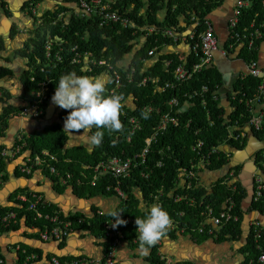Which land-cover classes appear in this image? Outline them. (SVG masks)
Listing matches in <instances>:
<instances>
[{
    "label": "trees",
    "instance_id": "trees-1",
    "mask_svg": "<svg viewBox=\"0 0 264 264\" xmlns=\"http://www.w3.org/2000/svg\"><path fill=\"white\" fill-rule=\"evenodd\" d=\"M79 1L66 0L65 2L72 6ZM249 1L252 3L251 6L241 11L239 25L241 32L250 29L254 22L257 26L264 24V0ZM104 2L110 4L113 12H118L121 18L133 23L134 26L126 27L122 22H110L103 25L102 17L99 14L77 15L75 10L70 7L60 6L42 17L43 21L35 30L34 38L29 40L26 49H24L31 51L33 58H31V68L24 74L23 81L26 87L25 95L30 103L37 100V93L41 90L45 92L48 101L52 100L59 77L72 71H75L77 75L106 76L108 80L106 81L105 95H110L112 89L116 90L115 79L112 77L113 71L106 64L111 65L122 76V86L116 90V94H122L125 100L119 116L122 122L121 129L102 128L98 130L94 127L93 133L102 131L103 135L92 152H89L84 146L67 149L68 132L60 123L48 126L43 131L30 136H24L23 140L17 143V146L21 147V151L14 159L25 153H30L24 161L27 162V159H30L28 165L34 164V168L31 174H23L21 169L16 173L18 176L25 175L30 178L35 170L40 169L56 185H61L58 187V191H62L68 186L74 189L79 197L86 199L112 196L114 192L107 190L108 186L114 184L111 178L102 177L96 187L90 185L94 177L93 168L98 163L111 158L125 160L141 153L146 140L152 137L163 116L169 113L179 118L180 125L178 127L169 125L166 131L157 137L151 147L149 167H139L132 172L131 177L123 181L127 201H122V211L114 214H121L120 219L126 221V223L120 224V229L124 233L128 231L135 237L139 236L138 226L135 223L136 217H144L147 214L141 212L140 201L137 198L139 192L143 193L148 204H155L156 200L150 199V196L163 189L164 194L160 199L161 206L169 213L171 219L175 218L188 229L197 227L203 221L201 213L207 205H212L220 210L222 203L231 198L237 203L236 213L240 216V222L229 225L219 235V238L213 240L218 243L241 242L247 236L242 248L245 255L243 264H248L250 259L254 260V264H262L259 263V258L264 256V234L261 248H259L254 244L253 235H247L243 228L245 211L242 208V203L247 197V190L240 181L233 184L229 181V176H225L215 181L211 185V189H207L203 185H194L192 189L187 190V186L179 185L177 180L179 168H189L191 163L197 164L200 161L199 156L193 150L199 141L204 143L203 151L205 153L223 145L239 150L245 148L248 135L243 140L235 141L230 138L231 130L234 131V134H239L240 131H246L249 128L252 116L249 102L255 98L261 79L246 76L236 82L233 94L230 96L233 111L228 115L218 98V91L223 85L219 72L210 67L194 76L192 80L179 84L173 89L160 92L157 91V86H164L165 83L175 81V71L183 63L184 57L175 53L154 58L149 55L153 50L160 52L164 47L175 44L174 38L165 36V32L173 30L177 34L182 33L185 30L180 26L182 18L190 19L191 22H200L197 32H201L208 15L218 9L224 0H104ZM162 13H164V17L161 19ZM62 14L64 15L62 16ZM150 29H154V31L149 32ZM49 36L53 39V49L48 56L46 44ZM262 41L264 38L257 42L255 49L251 52L247 48L241 50L246 61L258 60ZM136 47H138L137 50ZM2 50L0 47V52ZM77 54L81 55L80 62H75L78 58ZM86 54H91L90 61H94L95 64L87 62ZM128 56H131V65L130 69L126 70L125 67H121V63H124ZM58 57H61V60ZM152 60L155 62L147 68L145 63ZM189 60H194V58L190 56ZM100 62L106 64L100 65ZM167 63L170 64L167 66ZM82 68L85 69L83 72ZM131 72L134 73L131 77L132 81H129L128 75ZM3 74L10 73L3 71ZM145 79L150 80L144 85ZM155 79L158 80V84H153L152 80ZM203 86L210 89V93L205 98L206 107L203 105V97L199 95L191 101L185 97L187 94L201 91ZM174 98L180 102L177 107L171 106ZM130 100L133 101L136 109L128 105ZM46 104L42 105L43 109ZM185 105H188L189 108L183 110ZM145 106L153 107L154 111L141 120V130L132 133L130 119L139 116ZM69 111L62 109L61 119L63 121ZM9 115L10 112H7L6 115L0 117V138L5 136L9 125ZM190 120L191 123H189ZM237 129L239 130L237 131ZM250 130V135L264 140V130ZM79 131H83V129ZM79 131H74V133ZM95 138L97 139V137ZM263 153L264 151L257 155V163L262 161ZM36 157L43 160L42 165H35ZM4 160H0V189L9 180L5 172L6 163ZM159 160H163L165 164L163 167L157 168L155 164ZM230 164L231 158L226 153L220 152L218 155L211 156L209 168L211 171L218 172ZM241 168V166H235L230 171H234L238 177ZM52 169H54V173ZM141 172L152 174L147 179L141 176ZM68 175H72L71 179H68V185L62 186V178L66 180ZM79 179L84 183L83 185L78 184ZM234 186L237 187L236 191L233 190ZM172 193L186 197V199L181 203H175L170 196ZM21 194L30 196L31 192L25 189L16 191L12 196V202L16 205L0 209V215L15 212L18 216L16 224L12 223L7 227L0 226V235L19 230L21 220L26 219L28 228L38 232L34 237L40 238L41 232L46 226L51 228L54 225L50 226L49 221L37 219L35 213L29 211L28 203L18 200V196ZM38 209L45 214H58L64 221L73 219L71 216L66 218L53 205L42 203ZM249 211L264 215V193L259 201L253 202ZM97 212L92 221L93 230L104 236L102 222L109 216H98ZM181 212L184 216H179ZM164 234L174 235L175 232L167 231ZM195 238L209 239L210 237L197 236ZM151 248L153 259H156L158 248L155 244L151 245ZM23 250H26L27 254L20 252L18 264H24L27 255L30 254H37L39 257L37 262L42 261L39 250L27 246H24ZM0 259H3L1 252Z\"/></svg>",
    "mask_w": 264,
    "mask_h": 264
},
{
    "label": "crops",
    "instance_id": "crops-1",
    "mask_svg": "<svg viewBox=\"0 0 264 264\" xmlns=\"http://www.w3.org/2000/svg\"><path fill=\"white\" fill-rule=\"evenodd\" d=\"M65 1L0 0V47L3 49L0 52V117L10 112L5 136L0 138V150L12 151L24 136L41 132L53 124L60 123L64 127L65 121L61 119L63 108L54 104L52 100L46 102L41 117H35L32 112L24 114L22 111L30 103L25 95L26 87L23 77L30 70L31 58H33L31 51L24 49H26L29 40L34 38L35 30L42 23V17L46 13L52 12L60 6L75 10V5L71 6ZM238 1L224 0L223 4L207 17L214 27L219 41V49L214 53L211 67L221 75L223 85L218 91V98L228 115L233 111L230 96L233 94L234 85L248 73V61L243 58L240 49H229L230 24L238 8ZM160 17L162 19L164 13ZM194 22L187 18L181 19L180 26L185 29L182 35L197 29ZM224 51L228 52L227 56L224 55ZM190 52L189 43L181 40L175 42L174 45L164 47L158 56L175 53L187 59ZM258 62L264 70V41L259 47ZM147 66L151 67L152 63H148ZM3 71H8L10 74H3ZM128 105L132 106L133 103L129 101ZM256 108L258 112L264 113V96L263 101H260ZM245 132L248 138L244 149L225 147L224 150L231 156L230 167L231 165L242 167L238 181L247 190V197L242 203V208L245 211L243 222L246 217H250L251 224L259 217L264 228V215L257 216L255 212L249 211L252 203H249L250 195L248 193V190L252 188L254 191L253 176L255 173L260 174L264 179V171L259 169L261 163H257V155L264 151V140H255L254 136L250 135L249 128ZM68 136L67 149L84 146L89 152H92L98 145L95 142L96 138L91 133L84 134L83 131H79L73 132L72 136L68 133ZM29 155L30 153H25L17 159H14L17 155L13 159L5 158V172L9 180L0 189V209L16 205L12 202L13 194L20 189H25L41 194L46 204L56 206L66 218L70 216L72 218L91 217L96 211L108 214L122 211V201L116 195L86 199L79 197L76 191L68 186L66 189L58 191V187L61 185H56L40 169L35 170L30 178L25 175L18 176L16 172L26 164L24 159ZM229 166L218 172L204 170L202 180L205 186H211L226 175L230 171L227 170ZM137 198L140 201L141 212L147 213L153 204H148L141 192L137 194ZM35 234L38 232L30 230L26 225V219H22L19 230L0 235V252L3 255L4 264H18L20 252L26 251L23 250L24 246L39 250L43 263H47V260L52 258L68 260L75 257H85L103 262L108 251L106 240L98 232H95L93 225L90 224L79 226L63 241L54 238L45 240L42 235L37 238L34 237ZM155 245L158 248V254L157 258L153 259L151 245H144L139 236L135 237L127 231L116 249L115 264H164L160 258L162 256L168 261L182 262L183 264H243L245 261L242 251L244 241L218 243L210 238L193 239L188 233H181L177 230L174 235L164 234ZM235 251L241 253L242 259L236 258Z\"/></svg>",
    "mask_w": 264,
    "mask_h": 264
},
{
    "label": "built area",
    "instance_id": "built-area-1",
    "mask_svg": "<svg viewBox=\"0 0 264 264\" xmlns=\"http://www.w3.org/2000/svg\"><path fill=\"white\" fill-rule=\"evenodd\" d=\"M251 1L249 0H239L238 8L234 14V17L231 20L230 29H231V38L229 42V49H243L247 48L249 52L253 51L256 47L258 41H261L264 38V24L256 25L255 22L251 24L250 29H245L243 32L240 31V15L243 9H246L251 6ZM264 5V4H263ZM35 10V9H34ZM75 13L77 15H91V14H99L102 17V24H108L110 22H122L124 26L133 27L134 24L130 23L128 20H125L120 17L118 12H113L110 4L105 3L104 0H80L75 5ZM64 14H62L63 16ZM194 19V18H193ZM195 20V19H194ZM196 28L199 26L200 22H196ZM143 31L145 29H142ZM154 29H150L149 32H153ZM165 36H169L174 38V41L179 42L181 40L189 43L190 46V56L194 58V60H189V58L184 59L183 63L180 64L174 74L175 81L165 83L164 86H157V91L165 92L167 89H173L179 84L186 83L194 78L199 73L209 69L213 63V57L215 51L219 48V41L215 34L214 27L211 22L206 19L205 25L201 32H197V29H193L189 31L187 34L182 35V33H175L173 30H168L165 32ZM145 41V39H144ZM53 49V39L49 36L46 51L48 52V56L51 54ZM159 52L153 50L149 53L153 58L158 56ZM228 52L224 51V55L227 56ZM87 62L95 64L94 61H90L91 54H86ZM77 60L75 62H80L81 55L77 54ZM61 60V57H58ZM105 62H100V65H105ZM170 63H167V66ZM110 70L113 71L112 77L115 79L116 90L122 86V76L121 74L113 68V66L106 64ZM248 65V73L246 76L257 77L261 79V83L257 89L255 98H253L249 103L251 105V119L249 123V128L254 129L255 131H263L264 130V113L258 112L256 105H258L261 99L264 96V70L260 67V64L257 60H249L247 62ZM126 70L130 69V65H126ZM133 71H135L133 69ZM134 72L128 75L129 81H132L131 77ZM245 76V77H246ZM106 77V76H103ZM243 77V78H245ZM150 79H145L143 84H147ZM153 84H158V80H152ZM116 90L112 89L110 91V95L116 94ZM210 93V89L207 86H203L201 91L193 92L192 94H187L185 97L188 98V101H191L196 96L203 97V105L206 107L207 95ZM216 95V94H215ZM217 96H215L216 98ZM217 99V98H216ZM125 101V100H124ZM131 101V100H130ZM48 102L47 96L43 90L37 93V100L34 103H29L22 111V113L27 114L32 112V115L35 117H41L44 113V109L42 105ZM133 103V101H131ZM179 100L174 98L171 102L172 107H177L179 105ZM131 108L136 109L135 104L133 103ZM189 106L185 105L183 110L188 109ZM154 111V108L151 106L143 107L141 114L139 116L131 117L130 124L132 126V133L141 130V120H143L147 115L151 114ZM191 123V120L190 122ZM169 125H174L178 127L180 125V120L178 117L172 116L171 114H165L162 118L159 126L156 127L154 134L152 137L148 138L145 142V147L141 153L131 157L129 159L122 158H111L107 161H102L98 163L94 171V177L91 181V186L96 187L98 181L103 177H109L113 180L114 184L107 187L108 191L114 192L121 201H127V195L123 189V181L126 178L132 176V172L139 167L147 166L149 167L150 155H151V147L155 143L157 137L166 131ZM239 129H237L238 131ZM247 137L245 131H240L239 134H234V131L231 130L230 138L235 141L243 140ZM204 143L199 141L195 147H193L194 152L199 156L200 161L197 164L191 163V166L181 167L177 172V180L178 184H184L187 186V190H190L194 187V185L205 186L202 180V173L205 171H211L209 166L211 165V156L218 155L220 152H225V147H229L228 145H223L220 147L213 148L209 152L205 153ZM21 151V147L17 146L12 151L0 150V160L5 158H14ZM229 158H231L230 154L226 153ZM30 159H27L25 165L21 167L23 173L31 174L32 169L34 168V164L32 166L28 165ZM260 170L264 171V153L262 155V161L260 162ZM43 160L40 157H36L35 165H42ZM165 162L163 160H159L156 162L155 167L160 168L163 167ZM231 170V169H230ZM54 173V169H52ZM152 173L146 174L145 172H141V176L149 179V175ZM229 176V181L231 183H237L238 177L236 176L234 171H229L226 175ZM72 175H68L67 179H63L61 183L63 185H68V179H71ZM254 179V191H253V202H257L261 199L264 193V179L260 174L255 173L253 176ZM78 184L83 185L84 183L79 179ZM207 189H211L212 186H205ZM233 190L236 191L237 187L234 186ZM164 194V190L160 189L156 193H153L150 196V199L154 198L157 203L161 205L160 199ZM175 203H181L186 199L181 195H175L172 193L170 195ZM18 200L23 203H28L29 211L35 213L37 219H43L49 221L50 226L54 225V227L46 226L44 231L41 232L43 239L47 240L49 238H54L57 240H65L69 237L76 229V227H81L86 224L92 225V221L96 214L91 215V217H75L72 220H62L58 214L49 215L45 214L42 211H39V206L43 203L44 197L36 192H31V195L21 194L18 196ZM194 202V200H193ZM237 203L235 200L228 198L225 202L222 203L221 209L217 210L212 205H207L203 212L201 213L203 217V221L197 226L193 228H186L181 225L179 221L175 218L171 219V224L168 226L166 231H174L177 230L181 233H188L190 237L195 239L197 236H208L210 239H217L219 235L227 229L229 225L240 222V216L236 213ZM98 216H109L102 222L103 228V237L108 244V251L105 256L104 261L101 260H92L87 259L85 257H75L68 260H61L59 258H52L51 260H47V263L37 262L39 257L36 254L27 255L26 262L24 264H115V255L116 249L118 245L121 243L124 232L120 229V224H117L120 219V215L108 214L102 211L97 212ZM179 216H184L181 212ZM18 220L17 213L9 212L8 214L0 215V226H9L12 223L16 224ZM253 235L254 244L257 247L261 248V240L264 234V228L262 223L259 220V217L253 220L249 227L248 235ZM24 254H27V251H24ZM164 264H183L182 262H172L168 261L164 256L160 257ZM259 263L264 264V256L259 258ZM0 264H4V260L0 259ZM248 264H254V260L250 259Z\"/></svg>",
    "mask_w": 264,
    "mask_h": 264
},
{
    "label": "clouds",
    "instance_id": "clouds-1",
    "mask_svg": "<svg viewBox=\"0 0 264 264\" xmlns=\"http://www.w3.org/2000/svg\"><path fill=\"white\" fill-rule=\"evenodd\" d=\"M127 65H131V62ZM121 67H126L125 62L121 63ZM84 70V68L81 69L82 72ZM104 78L77 75L75 71L59 77L51 99L59 107L70 110L64 123V130H67L70 136L74 131L83 129L84 134L91 133L97 137L95 142L99 143L103 133L102 131L93 133L94 127L98 130L102 128L121 129L122 122L119 116L124 97L122 94L105 95L106 81ZM118 221L117 224L126 223L122 219ZM135 223L138 226L140 241L150 246L164 235L171 224V218L161 205L153 204L146 216L136 217Z\"/></svg>",
    "mask_w": 264,
    "mask_h": 264
},
{
    "label": "water",
    "instance_id": "water-1",
    "mask_svg": "<svg viewBox=\"0 0 264 264\" xmlns=\"http://www.w3.org/2000/svg\"><path fill=\"white\" fill-rule=\"evenodd\" d=\"M254 139L256 140V139H258L256 136H254ZM259 140V139H258ZM242 153H244V151H241ZM232 167H235L234 165L232 166L231 165V167L229 166L228 168H227V170H230ZM248 193H249V195H250V198H249V203H253V188L252 189H250V190H248ZM257 216H260V213H258V212H256L255 213ZM244 224H243V228H244V230L247 232V235H248V233H249V225H250V217H246V219H245V222H243ZM246 239H247V236H246ZM245 239V240H246ZM244 240V241H245ZM245 243V242H244Z\"/></svg>",
    "mask_w": 264,
    "mask_h": 264
},
{
    "label": "rangeland",
    "instance_id": "rangeland-1",
    "mask_svg": "<svg viewBox=\"0 0 264 264\" xmlns=\"http://www.w3.org/2000/svg\"><path fill=\"white\" fill-rule=\"evenodd\" d=\"M138 49V47H136V50ZM133 56V55H132ZM130 61H131V56H128L127 57V59L125 60V64L127 65V64H129L130 63ZM148 63L149 62H147V63H145V65H146V67H148L147 65H148ZM150 63H152L153 64V60L152 61H150ZM104 78V77H103ZM105 79V81H107L108 80V78L106 77V78H104ZM235 255H236V258L239 260V259H242V255H241V253L239 252V251H235Z\"/></svg>",
    "mask_w": 264,
    "mask_h": 264
},
{
    "label": "bare ground",
    "instance_id": "bare-ground-1",
    "mask_svg": "<svg viewBox=\"0 0 264 264\" xmlns=\"http://www.w3.org/2000/svg\"><path fill=\"white\" fill-rule=\"evenodd\" d=\"M153 62H155V60ZM149 63H150V61H149ZM147 68H149V67H147Z\"/></svg>",
    "mask_w": 264,
    "mask_h": 264
}]
</instances>
